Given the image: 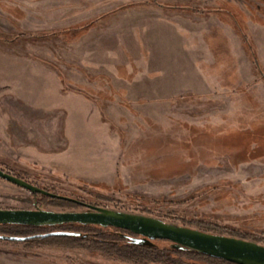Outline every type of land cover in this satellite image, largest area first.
<instances>
[{
	"label": "rangeland",
	"instance_id": "obj_1",
	"mask_svg": "<svg viewBox=\"0 0 264 264\" xmlns=\"http://www.w3.org/2000/svg\"><path fill=\"white\" fill-rule=\"evenodd\" d=\"M0 168L92 206L264 245V0H0ZM0 209L87 210L1 178ZM59 231L143 239L0 226V264H134L2 240ZM151 244L166 264H217Z\"/></svg>",
	"mask_w": 264,
	"mask_h": 264
},
{
	"label": "water",
	"instance_id": "obj_2",
	"mask_svg": "<svg viewBox=\"0 0 264 264\" xmlns=\"http://www.w3.org/2000/svg\"><path fill=\"white\" fill-rule=\"evenodd\" d=\"M0 178L32 194L70 201L85 207L80 212L50 210L0 209V225L26 227H59L68 224L92 225L125 230L143 239L134 243L149 245L152 241H168L174 246L233 264H264V245L236 237L212 234L199 229L165 222L161 219L113 209L92 206L76 199L57 195L0 169ZM78 235L71 232H51L42 237ZM2 240L23 241L28 237H2Z\"/></svg>",
	"mask_w": 264,
	"mask_h": 264
},
{
	"label": "trees",
	"instance_id": "obj_3",
	"mask_svg": "<svg viewBox=\"0 0 264 264\" xmlns=\"http://www.w3.org/2000/svg\"><path fill=\"white\" fill-rule=\"evenodd\" d=\"M43 189V188H42ZM48 192H51L48 189H44ZM53 193V192H51ZM55 194V193H54ZM34 195H41L43 196L44 199L48 200V201H52V202H59L61 204H68V205H75V206H80L79 204L70 202V201H66V200H62V199H58V198H51L49 196H45L42 194H34ZM59 195V194H57ZM62 196V195H61ZM67 197V196H66ZM169 217V216H168ZM184 221V225L185 226H190L192 228H196L205 232H215L214 228H210L209 226H205L204 223L202 222H195L193 220H183ZM68 225H78V227H83V228H87V229H97V226H92V225H79V224H68ZM1 226V225H0ZM3 226H7V225H3ZM2 226V227H3ZM14 227H18V228H23V229H29V228H33V227H26V226H14ZM100 227V226H98ZM64 232H68V231H64ZM71 233H75L78 235H69V236H51V237H42L41 235H36V236H32V237H28L26 240L27 241H41V242H46V241H50V240H54V241H61L64 245H84L83 247H85L86 249H98L99 251H105L106 253H109L110 256L115 257L117 259H121L123 261L126 262H131L134 264H146V262H151V263H163L166 264L168 262H163V259L159 258L160 260H157L156 258H154L153 256L157 253L158 248L153 245V244H149V245H142V244H137L134 243L132 241H128L123 237H119L118 240H114L112 241V243H114V245H111V242H105V241H97L94 238H89L87 236L81 235L78 232H71ZM241 239H246V237L240 236ZM170 243V242H169ZM172 246L170 247V251H172L173 253H178V254H182V255H190V256H194V257H200V258H204L207 259L208 261H212L214 263L217 264H233V263H229L226 262L224 260L221 259H216V258H212L206 255H202L190 250H185V249H181L178 248L176 246H174L172 243H170Z\"/></svg>",
	"mask_w": 264,
	"mask_h": 264
},
{
	"label": "flooded vegetation",
	"instance_id": "obj_4",
	"mask_svg": "<svg viewBox=\"0 0 264 264\" xmlns=\"http://www.w3.org/2000/svg\"><path fill=\"white\" fill-rule=\"evenodd\" d=\"M1 169V168H0ZM3 170V169H2ZM4 171V170H3ZM6 172V171H5ZM9 173V172H8ZM11 174V173H10ZM13 175V174H12ZM16 176V175H15ZM18 177V176H17ZM20 178V177H19ZM22 179V178H21ZM24 180V179H23ZM26 181V180H25ZM28 182V181H27ZM30 183V182H29ZM32 184V183H31ZM34 185V184H33ZM36 186V185H35ZM86 204V203H85ZM89 205V204H88ZM81 206V205H80ZM81 207H83V206H81ZM83 208H85V207H83ZM1 226H3V225H1ZM3 227H7V226H3ZM97 228H102V227H98L97 226ZM110 228H112V227H110ZM113 229H116V228H113ZM117 231L118 230H120V229H116ZM120 231H123L124 233H126V234H128V235H130V236H132V234H130L129 232H127V231H125V230H120ZM120 237V236H119ZM121 237H123V238H125L126 240H128V241H131V240H129L128 238H126L125 236H121ZM157 241H161V240H157ZM166 242H168V241H166Z\"/></svg>",
	"mask_w": 264,
	"mask_h": 264
},
{
	"label": "crops",
	"instance_id": "obj_5",
	"mask_svg": "<svg viewBox=\"0 0 264 264\" xmlns=\"http://www.w3.org/2000/svg\"><path fill=\"white\" fill-rule=\"evenodd\" d=\"M95 34H96V33H95ZM98 35H99V34H97V36H98ZM100 35H101V34H100ZM97 36H96V38H95V36H94V38H95L96 40H97ZM96 40H95V41H96ZM95 41H94V42H95Z\"/></svg>",
	"mask_w": 264,
	"mask_h": 264
}]
</instances>
